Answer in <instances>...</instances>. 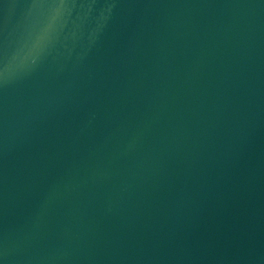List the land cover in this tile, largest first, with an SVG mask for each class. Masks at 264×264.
<instances>
[{
  "label": "water",
  "instance_id": "water-1",
  "mask_svg": "<svg viewBox=\"0 0 264 264\" xmlns=\"http://www.w3.org/2000/svg\"><path fill=\"white\" fill-rule=\"evenodd\" d=\"M2 264H264V0H0Z\"/></svg>",
  "mask_w": 264,
  "mask_h": 264
},
{
  "label": "snow or ice",
  "instance_id": "snow-or-ice-1",
  "mask_svg": "<svg viewBox=\"0 0 264 264\" xmlns=\"http://www.w3.org/2000/svg\"><path fill=\"white\" fill-rule=\"evenodd\" d=\"M0 264H2V261H0Z\"/></svg>",
  "mask_w": 264,
  "mask_h": 264
}]
</instances>
